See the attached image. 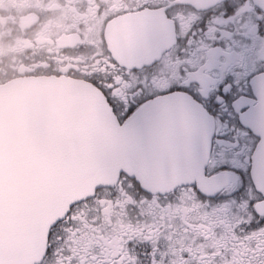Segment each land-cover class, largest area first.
<instances>
[{"label":"snow or ice","instance_id":"6c2138e0","mask_svg":"<svg viewBox=\"0 0 264 264\" xmlns=\"http://www.w3.org/2000/svg\"><path fill=\"white\" fill-rule=\"evenodd\" d=\"M205 21L202 44L219 36L255 69V187L235 214L181 182L199 171L190 98L212 111L219 97L203 88L211 63L195 70L161 49ZM35 27L0 55V89L74 82L86 107L59 129L63 142L19 162L34 166L39 196L17 204L0 191V264H264V0H38ZM26 114L38 134V100Z\"/></svg>","mask_w":264,"mask_h":264},{"label":"flooded vegetation","instance_id":"af4514ba","mask_svg":"<svg viewBox=\"0 0 264 264\" xmlns=\"http://www.w3.org/2000/svg\"><path fill=\"white\" fill-rule=\"evenodd\" d=\"M37 3L38 0H0V55L14 45L16 40L28 37L35 39L39 31L35 27ZM47 23L57 25L54 18H50ZM207 26L208 22L205 21L203 28L197 26L190 32L185 30L184 33L173 36L172 43L165 45L161 53L164 56L180 53L190 61L189 67L195 70H199L205 63L212 65L204 74L203 88L219 97L215 101L218 106L209 111L204 103L190 98L204 111L206 117L205 121L198 122L192 146L195 157L198 158V142L202 133L209 144L201 176L187 184L197 185L204 196L202 203L210 209L229 206L231 214H235L237 208L231 206L239 205L253 193L255 187L251 160L259 148L261 138L247 119L249 108L257 99L248 80L255 69L230 57L228 53L232 45L225 43L219 36L208 45L202 44L200 34L206 31ZM59 27L57 25L53 28L50 39L54 38ZM226 30L227 25L218 27L219 32ZM184 86L186 85L181 82L180 87ZM175 95L188 94L177 92ZM225 96L230 99L224 100ZM204 122L205 131L199 129ZM221 218L226 219V210L221 213ZM106 223L111 224L112 221L109 219Z\"/></svg>","mask_w":264,"mask_h":264},{"label":"water","instance_id":"95a60500","mask_svg":"<svg viewBox=\"0 0 264 264\" xmlns=\"http://www.w3.org/2000/svg\"><path fill=\"white\" fill-rule=\"evenodd\" d=\"M33 99L40 104L41 129L38 134H33L26 114V102ZM85 107V101L77 94L74 82L13 83L9 85L6 95L0 89V108L6 113L0 115V191L8 193L17 204L27 195L33 198L39 196V192L34 191V166H18L19 162L35 149L63 142L67 137L61 135L59 129L66 130ZM190 107L198 122L206 120L204 111L192 100ZM199 129L206 130L205 122ZM141 131H144L143 126ZM208 144L202 133L198 142V174L186 172L182 183H191L201 176Z\"/></svg>","mask_w":264,"mask_h":264}]
</instances>
